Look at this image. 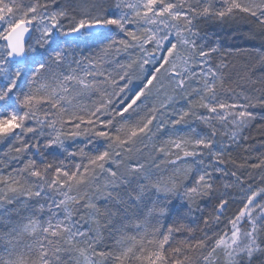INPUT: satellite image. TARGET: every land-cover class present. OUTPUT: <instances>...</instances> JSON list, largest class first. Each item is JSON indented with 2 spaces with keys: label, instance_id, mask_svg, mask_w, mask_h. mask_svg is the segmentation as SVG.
Returning a JSON list of instances; mask_svg holds the SVG:
<instances>
[{
  "label": "snow or ice",
  "instance_id": "snow-or-ice-1",
  "mask_svg": "<svg viewBox=\"0 0 264 264\" xmlns=\"http://www.w3.org/2000/svg\"><path fill=\"white\" fill-rule=\"evenodd\" d=\"M238 20L264 0H0V264H264V153L233 155L264 53L207 32Z\"/></svg>",
  "mask_w": 264,
  "mask_h": 264
},
{
  "label": "trees",
  "instance_id": "trees-1",
  "mask_svg": "<svg viewBox=\"0 0 264 264\" xmlns=\"http://www.w3.org/2000/svg\"><path fill=\"white\" fill-rule=\"evenodd\" d=\"M208 35L212 41L217 42L225 53L231 52L233 59L253 58L255 59L259 53H264V35L254 29L244 21H235L226 24H210L207 26ZM255 32V35L252 33ZM264 124L259 119L246 129L242 136L248 139L240 140V146H233L234 156H250L255 157L259 152H264V130L258 125ZM83 137L78 139L77 143L83 141ZM76 145H73L75 148ZM250 151L245 152V149ZM6 150V145L0 148V154ZM7 170V169H6Z\"/></svg>",
  "mask_w": 264,
  "mask_h": 264
},
{
  "label": "rangeland",
  "instance_id": "rangeland-1",
  "mask_svg": "<svg viewBox=\"0 0 264 264\" xmlns=\"http://www.w3.org/2000/svg\"><path fill=\"white\" fill-rule=\"evenodd\" d=\"M257 111H259V110H257ZM178 127H185V126H183V125H180V126H178ZM244 133V132H243ZM243 133H242V135H243ZM69 143H72L71 141L69 142ZM3 145H0V148L2 147ZM262 153H264V152H262ZM261 154V152H259L255 157H253V158H251L250 159V162H257L256 161V157L257 156H259ZM242 171H244V174L245 175H247L248 174V172H251L252 173V175H253V177H255L257 180H258V176H259V170L258 169H256V170H253V169H247V170H242ZM227 179V178H226ZM237 207V205H232V207L229 209V211H228V213L226 214V215H231L232 214V212L235 210V208ZM209 211H211V209L209 208L208 209Z\"/></svg>",
  "mask_w": 264,
  "mask_h": 264
}]
</instances>
